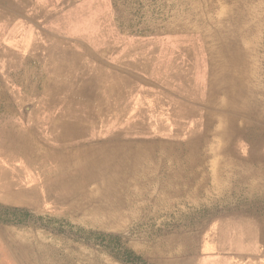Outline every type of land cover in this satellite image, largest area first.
Here are the masks:
<instances>
[{
  "label": "bare ground",
  "instance_id": "bare-ground-1",
  "mask_svg": "<svg viewBox=\"0 0 264 264\" xmlns=\"http://www.w3.org/2000/svg\"><path fill=\"white\" fill-rule=\"evenodd\" d=\"M231 19L218 21L207 36L194 33L187 45L175 34L160 47L164 64L155 71L158 64L124 51L116 36L123 18H106L103 43L96 45L98 23L76 1L0 0V198L111 229L129 227L126 219L137 226L150 220L151 190L170 193L157 199L169 207L190 189L193 197L208 194V177L210 190L225 195L210 204L241 191L252 197L247 204L262 205L264 80L246 32ZM65 29L83 38L80 44L65 50L60 40L45 60L34 41L43 31ZM96 46L113 51L115 58L103 62L116 70L91 61ZM171 49L177 53L168 55ZM175 63L180 68H172ZM212 136L220 147L208 144ZM214 154L221 156L224 182L217 170L205 171L204 159ZM228 227H216L214 237L264 240V215H235ZM46 253L40 237L0 228V264L27 258L54 264Z\"/></svg>",
  "mask_w": 264,
  "mask_h": 264
},
{
  "label": "rangeland",
  "instance_id": "rangeland-1",
  "mask_svg": "<svg viewBox=\"0 0 264 264\" xmlns=\"http://www.w3.org/2000/svg\"><path fill=\"white\" fill-rule=\"evenodd\" d=\"M72 1H76L78 7L87 8L88 14L98 23L99 30H95L94 38L96 45H101L104 40V20L108 18L109 21L116 22L123 18L126 24L120 25L116 36L123 39L124 51L133 57L138 56L140 62L143 58L145 62L158 64L159 67L153 69L155 71L164 64L163 50L175 34L184 37V44L187 45L194 39V33L207 36L218 27V21L229 24L231 18L235 17L237 19L234 25L246 32L247 46L255 52V63L264 80V0ZM18 39L19 36L12 37L14 41ZM81 39L75 37L70 29L60 33L43 31L34 44L43 47L44 58L48 60L51 49L57 47L60 40L65 50H73ZM206 44L211 45L210 42ZM161 46L164 48L162 51L159 50ZM175 50H167L168 55L176 54ZM91 52V61H98L100 69L116 70V67L103 62L105 58H115L110 48L96 46ZM44 66L46 62L32 67L39 69ZM77 66V72H83L81 63ZM23 67L27 66L24 64ZM171 67L180 68L178 63ZM22 69L21 73L27 70ZM50 76L53 81L55 74L50 73ZM15 82L18 83L17 80ZM82 82L80 80L79 84ZM5 91H10V86ZM89 125L95 127L94 123L90 122ZM208 144L220 147L222 143L212 136ZM204 160L205 171L212 173L217 170V179L224 182L225 171L217 169L221 165V156L214 154ZM211 182L208 177L204 186L208 194L193 197L190 189L184 201L169 207L159 204L157 199L168 197L170 193L151 190L145 212L152 219L140 226L130 224L126 219L124 223L129 227L119 229L87 225L79 221L81 215H62L56 210H36L31 206L18 205L0 198V228H11L31 238L40 237L46 246L45 258L52 260L54 264H94L97 260L105 264H264V240L233 239L226 236L224 239L213 235L216 227L228 229L235 215L247 217L249 212L264 215V197L260 200L262 205L253 206L247 204L252 197L239 191L230 201L210 204L211 200L225 196L219 195L216 190L211 191ZM138 203L136 200L137 206ZM153 212L159 214L154 216ZM145 230L147 235H139L141 232L145 233ZM25 262L31 263L29 258Z\"/></svg>",
  "mask_w": 264,
  "mask_h": 264
}]
</instances>
